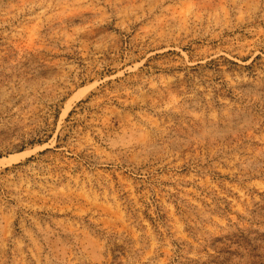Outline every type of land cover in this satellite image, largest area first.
Returning a JSON list of instances; mask_svg holds the SVG:
<instances>
[{
	"label": "rangeland",
	"instance_id": "obj_1",
	"mask_svg": "<svg viewBox=\"0 0 264 264\" xmlns=\"http://www.w3.org/2000/svg\"><path fill=\"white\" fill-rule=\"evenodd\" d=\"M0 264H264V0H0Z\"/></svg>",
	"mask_w": 264,
	"mask_h": 264
}]
</instances>
